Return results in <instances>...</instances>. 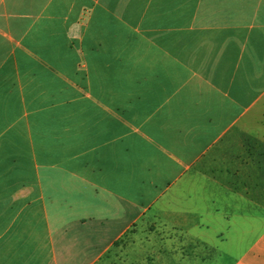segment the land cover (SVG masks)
<instances>
[{"label":"crops","instance_id":"1","mask_svg":"<svg viewBox=\"0 0 264 264\" xmlns=\"http://www.w3.org/2000/svg\"><path fill=\"white\" fill-rule=\"evenodd\" d=\"M225 232L264 264V0H0V264Z\"/></svg>","mask_w":264,"mask_h":264},{"label":"rangeland","instance_id":"2","mask_svg":"<svg viewBox=\"0 0 264 264\" xmlns=\"http://www.w3.org/2000/svg\"><path fill=\"white\" fill-rule=\"evenodd\" d=\"M233 210L227 209L224 212L229 213ZM223 221V218L220 217ZM237 219H235L236 221ZM237 224V223H236ZM207 236H215V233L210 232L205 234ZM258 233H246L241 234L238 232H225L223 235L224 242H216L213 248H195L193 246L180 247L179 243H173L176 248L174 253L167 254L166 258H170L169 264H193L191 260H188L186 263L182 262L181 258L183 255L186 257H194L193 255L198 254L204 256V262L199 261L197 264H234L236 260L244 254V252L252 245V243L258 237ZM179 242V241H177ZM156 247H151L150 250H153V259L154 263L151 261H144L145 254L138 253L140 249L136 248L137 254L135 252H125L123 255H120V258H116V250L111 251V258L107 261L108 264H158L156 259L159 256L158 253V244ZM149 250V249H148Z\"/></svg>","mask_w":264,"mask_h":264}]
</instances>
